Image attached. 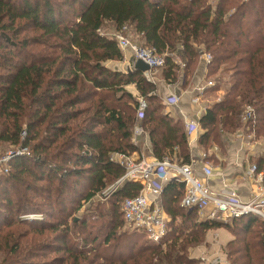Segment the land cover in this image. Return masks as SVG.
I'll list each match as a JSON object with an SVG mask.
<instances>
[{
  "label": "trees",
  "instance_id": "1",
  "mask_svg": "<svg viewBox=\"0 0 264 264\" xmlns=\"http://www.w3.org/2000/svg\"><path fill=\"white\" fill-rule=\"evenodd\" d=\"M107 23L116 32L128 26L164 55L160 70L169 84L180 82L183 70L186 87L200 64L207 67L210 92L225 93L200 119L203 147L224 149L223 135L246 127L264 136V0H0V142L25 149L0 175V190L5 179L27 190L0 202L7 207L0 208V264H200L189 250L222 228L234 236L226 245L230 264H264V219L199 220L197 209L181 204L179 179L161 196L170 220L159 243L123 229L122 203L141 192L140 182L124 181L110 206L74 216L124 176L111 156L140 150L136 124L150 132L157 159L191 161L184 124L165 112L158 85L134 67L111 65L124 53L103 31ZM131 85L147 103L141 118ZM256 167L264 171V155ZM31 212L42 218L18 217Z\"/></svg>",
  "mask_w": 264,
  "mask_h": 264
},
{
  "label": "built area",
  "instance_id": "2",
  "mask_svg": "<svg viewBox=\"0 0 264 264\" xmlns=\"http://www.w3.org/2000/svg\"><path fill=\"white\" fill-rule=\"evenodd\" d=\"M128 32L130 33L129 27L124 26L113 35L118 40L121 49L130 50L135 60L144 61L152 70L165 66L164 55H159L153 49L134 40L128 35ZM203 58L208 61L211 59V55L204 54ZM151 75L152 73H147L149 79ZM212 85L214 82L210 80L208 83L200 84L197 89L200 94H203ZM198 100L199 96L195 101ZM178 101L179 97H173L169 103H177ZM146 105V101L142 98L139 108L140 118ZM253 111L254 109L249 106L247 118L252 117ZM195 127L192 122L187 124L188 135L192 134ZM142 132V127L137 126L135 133L141 134ZM24 151L25 149H17L1 153L0 175L10 173L12 159ZM203 156L205 158L207 154L204 153ZM111 158L126 169L124 176L117 181L114 190L124 181H135L143 184L138 195L123 201L121 212L127 227L144 232L153 242L159 243L169 231V218L162 207L161 196L166 184L173 179H179L185 183L182 206L188 210L197 209L199 214L207 220L228 221L249 213L264 219V175L262 172L258 173L257 191L249 200H244L236 189L228 186L219 192L211 188L207 180L213 176L214 170L208 163L202 165V174L199 175L193 162L185 164L171 159L161 161L145 155L136 158L120 153L112 154ZM256 169L255 165L252 166L251 172L255 173ZM208 264H230V262L227 257L218 256L209 261Z\"/></svg>",
  "mask_w": 264,
  "mask_h": 264
},
{
  "label": "crops",
  "instance_id": "3",
  "mask_svg": "<svg viewBox=\"0 0 264 264\" xmlns=\"http://www.w3.org/2000/svg\"><path fill=\"white\" fill-rule=\"evenodd\" d=\"M137 41L140 42L139 40ZM122 51L124 53V60L116 62L118 65L115 64V62L111 63V65L115 64V67L126 71L133 68V61H135V58L130 50L122 49ZM158 71L161 70L157 69L153 73L152 70L151 72H147L152 73L150 79L147 77V73L144 74L149 81L155 82L153 77L156 73H158ZM206 74L207 67L200 64L198 69H196L193 78L189 81V84L186 87H184L183 81L176 84H169L165 79H163V77H161L160 84L155 82L158 85L157 92L165 105V112L174 119H181L186 131L187 124L189 122H192L196 126L192 134L188 135V139L191 154L190 162L195 164L197 173L199 175L202 174L201 169L204 163L210 164L214 170V174L207 180V182L213 190L219 192L224 189L225 186H228L229 188L236 189L244 200H249L257 191L259 185L257 181V177L259 176L258 173L262 172L264 175V171L258 172L256 170L255 173L251 172V167L254 165L256 166L257 160L264 155V136H256L253 132L249 131V128L246 127L244 129H240V131L236 133L224 134V149L219 147L217 144H213L208 149L201 145L200 137L204 130L200 125V119L206 113L207 108L224 97L225 93L223 89L210 92L209 88L212 87V85L208 87L203 94H200L197 89L200 84L208 83L210 80L214 82L213 79H208ZM128 89L139 100L142 99L140 93L134 85L129 86ZM197 96H199V100L195 101ZM173 97H179V101L177 103H167V100H170ZM137 126L142 127L141 124H136V127ZM135 129L133 132V139L140 147V150L135 151L130 155L136 158L141 155L156 158L154 155V145L151 141L150 132L142 127L143 132L141 134H136ZM206 152H209V154ZM204 153L207 154V157L205 158L203 156ZM174 160L182 163V161L177 158ZM165 214L168 216L167 213ZM168 218L170 220L169 216ZM229 238L230 239L227 243L233 239V235L231 234V237L229 236Z\"/></svg>",
  "mask_w": 264,
  "mask_h": 264
},
{
  "label": "rangeland",
  "instance_id": "4",
  "mask_svg": "<svg viewBox=\"0 0 264 264\" xmlns=\"http://www.w3.org/2000/svg\"><path fill=\"white\" fill-rule=\"evenodd\" d=\"M103 31L109 36H113L114 33L116 32L114 27L112 25H110L109 23L106 24V26L103 28ZM128 35L130 37H132L134 40H136L135 36L132 33L130 34L128 32ZM115 64H117V63H115ZM115 64H113V65L115 66ZM184 73L185 72L183 70H181V77H180L181 81L184 80ZM161 77H162L161 71H158V73H156L153 78H154L156 83L160 84L161 83V80H160ZM167 103H169V99L167 100ZM20 148H21L20 146L12 147L9 144H5V143L0 142V154L5 152V151H9V150L15 151V150L20 149ZM206 153L209 154V152H206ZM71 181H75V179H71ZM4 183H5V185H4ZM4 183H2L1 190H0V202L1 201L15 202L19 196L27 193V190L20 185H15V186H17V188L14 189L13 188L14 184H11V182L10 183L7 182L6 179H5ZM116 183L117 182L110 184L108 186V188L105 191H103L104 195L102 194V196L97 197L99 200L98 203H97V201L94 203H90V202L84 203L83 208L81 210L75 212L74 216L79 218L80 216L85 215L87 212L92 211V209L90 211H87V209L91 208L90 206H92V205L95 207V206L100 204L101 207H105V208L110 206L109 200L111 198L112 193L114 192V189H115L114 187H115ZM29 194L30 195H28V197L33 198L34 203L35 202L36 203L42 202V199L40 197H38L37 195H35L34 193L30 192ZM78 204L79 203H77L74 206H77ZM0 208L7 210V207L2 206L1 204H0ZM74 208H76V207H74ZM96 214L100 218V216H99L100 214L98 212ZM198 215H199L198 216L199 220H207V219L203 218L200 214H198ZM18 217H23V218H26L29 221H31V220H36V219L42 218V215L39 213L31 212L28 214L18 215ZM121 220H122V217H121ZM224 222L232 223L231 220L224 221ZM123 224H124V226H123L124 230L129 228L126 226L125 221H123ZM97 229L98 228H95V231ZM229 232L225 228L210 230L209 232H207L204 235V240L199 245H197L196 247L191 248L189 250L190 255L193 256L194 258L200 259V261H201L200 264H208L209 261H211L212 259H214L218 256H220L222 258L227 257V255H226V245L227 244L226 243L230 239L229 236L231 237V234H232L231 232H230L231 234ZM45 253H48L49 258H51V259L54 258L55 256L59 255L57 253H55V254L49 253L48 251H45ZM2 254L3 253H1V251H0V261L2 259ZM45 259L46 258H44V257H39V260H41V261H43Z\"/></svg>",
  "mask_w": 264,
  "mask_h": 264
},
{
  "label": "water",
  "instance_id": "5",
  "mask_svg": "<svg viewBox=\"0 0 264 264\" xmlns=\"http://www.w3.org/2000/svg\"><path fill=\"white\" fill-rule=\"evenodd\" d=\"M133 67L136 68L137 70L143 72V73H147V72H151V67L145 63L142 60H135L133 61Z\"/></svg>",
  "mask_w": 264,
  "mask_h": 264
}]
</instances>
